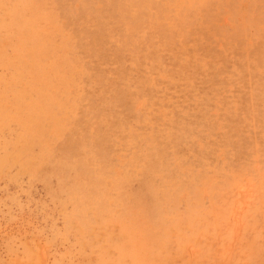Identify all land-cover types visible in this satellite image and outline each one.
<instances>
[{"label": "rangeland", "instance_id": "rangeland-1", "mask_svg": "<svg viewBox=\"0 0 264 264\" xmlns=\"http://www.w3.org/2000/svg\"><path fill=\"white\" fill-rule=\"evenodd\" d=\"M0 264H264V0H0Z\"/></svg>", "mask_w": 264, "mask_h": 264}]
</instances>
